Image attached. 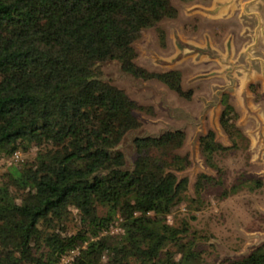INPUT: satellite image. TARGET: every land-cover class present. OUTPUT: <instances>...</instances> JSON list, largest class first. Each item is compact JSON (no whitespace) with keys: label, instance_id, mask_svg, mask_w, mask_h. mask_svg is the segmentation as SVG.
Instances as JSON below:
<instances>
[{"label":"trees","instance_id":"obj_1","mask_svg":"<svg viewBox=\"0 0 264 264\" xmlns=\"http://www.w3.org/2000/svg\"><path fill=\"white\" fill-rule=\"evenodd\" d=\"M178 14L172 0H0V159L38 149L0 177V264H59L73 251L72 264L204 262L189 222L168 220L188 199L189 178L180 174L191 162L179 153L185 131L134 136L130 162L122 145L142 128L139 105L103 70L116 62L191 98L180 70L137 61L143 31ZM229 98L220 123L238 147L245 135ZM200 147L214 168L215 155L230 148L213 130ZM75 211L71 232L65 222ZM225 264H264V244Z\"/></svg>","mask_w":264,"mask_h":264},{"label":"rangeland","instance_id":"obj_2","mask_svg":"<svg viewBox=\"0 0 264 264\" xmlns=\"http://www.w3.org/2000/svg\"><path fill=\"white\" fill-rule=\"evenodd\" d=\"M178 8L176 18L165 19L143 31L136 41L137 61L151 71L180 70L183 86L191 89V98L180 96L157 79L142 80L124 73L116 62L104 64L105 77L124 89L139 108L136 116L142 128L131 133L122 145L128 160L136 153L132 139L136 135H159L165 130L182 129L186 133L179 153L188 156L190 165L180 175L188 176V199L168 216L172 224L188 221L190 238L202 253L201 264H225L242 258L264 244V84L252 69L256 61L248 56V40L242 28L248 20L241 16L242 1L230 17L221 12L220 0H172ZM232 11V10H231ZM254 56L257 50L252 51ZM230 95L239 117L236 121L245 135L238 147L220 123L224 94ZM209 130L230 148L215 155L217 168L203 156L200 138ZM37 148L0 159V177L12 164L23 166L35 158ZM206 174L210 179L201 178ZM202 181V190L196 184ZM256 180L262 182L256 187ZM105 208L99 213L104 214ZM74 214V215H73ZM65 226L75 230L76 214ZM115 221L110 232L120 233ZM77 251L59 264H72Z\"/></svg>","mask_w":264,"mask_h":264},{"label":"crops","instance_id":"obj_3","mask_svg":"<svg viewBox=\"0 0 264 264\" xmlns=\"http://www.w3.org/2000/svg\"><path fill=\"white\" fill-rule=\"evenodd\" d=\"M223 3L221 12L231 16V13L235 12L236 3L235 0H220ZM242 11L241 16L246 17L248 20L242 28V34H246L249 38L245 42L244 47L249 50L248 57L252 61H256L257 71L252 69V73L257 75L264 84V0H241ZM232 10V11H231ZM257 50V55L254 56L252 51Z\"/></svg>","mask_w":264,"mask_h":264}]
</instances>
